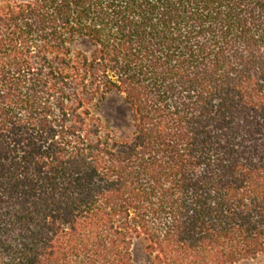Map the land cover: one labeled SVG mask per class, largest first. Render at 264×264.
<instances>
[{"label":"trees","instance_id":"1","mask_svg":"<svg viewBox=\"0 0 264 264\" xmlns=\"http://www.w3.org/2000/svg\"><path fill=\"white\" fill-rule=\"evenodd\" d=\"M139 240L264 264V0H0V264H135Z\"/></svg>","mask_w":264,"mask_h":264},{"label":"rangeland","instance_id":"2","mask_svg":"<svg viewBox=\"0 0 264 264\" xmlns=\"http://www.w3.org/2000/svg\"><path fill=\"white\" fill-rule=\"evenodd\" d=\"M12 1L23 2L28 0ZM76 46L80 47V44ZM99 114L119 136L125 137L131 134V110L122 95H107L100 107ZM132 256L135 264H152L151 257L145 251L144 240H139L134 243Z\"/></svg>","mask_w":264,"mask_h":264}]
</instances>
